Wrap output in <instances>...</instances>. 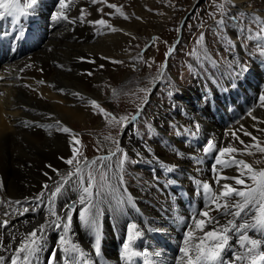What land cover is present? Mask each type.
<instances>
[{
	"label": "bare ground",
	"instance_id": "1",
	"mask_svg": "<svg viewBox=\"0 0 264 264\" xmlns=\"http://www.w3.org/2000/svg\"><path fill=\"white\" fill-rule=\"evenodd\" d=\"M92 1L71 3L66 0L69 5L64 9L67 19H57L55 17L61 11L59 0H38L35 8L31 9L37 22L31 48L18 56L16 49L0 53V225L5 219L9 221L7 227L0 226V255L5 258L0 264H11V256L19 246L22 234L26 236L45 222L49 215L51 192L55 191V186L64 183L62 176L74 171V165L64 162L72 157L73 146L81 161L85 158L98 160L113 152L117 144L137 160L135 167H128L134 178L123 171L119 163L113 164L115 155L93 165L102 164L106 177V186L98 177L94 181V190L100 189L101 198L105 201L100 209L102 235L99 255L96 254L94 236L82 227L78 214L73 217L68 235L70 242L77 244L82 253L69 254L71 259L68 261L81 260L85 264H98L101 259L118 261L113 230L118 233L123 246L129 223L139 225L142 232L134 242L135 249L154 254L158 247L157 234H170L169 225L177 216L187 215L177 194L180 186L186 187L196 197L198 209L204 207L200 191L194 189L195 185L201 187L198 181L208 182L213 193L225 183L239 189L251 187L252 181L244 175L247 170L242 166L216 165L214 168L219 148L231 146L237 149L235 153L221 157L226 162L243 160L255 171L264 169V152L256 148L264 140V102L260 100L264 88L259 90L257 85L262 83L264 75L259 69L260 72L249 70L250 66L244 75L235 73L234 78H224L214 86L207 85L208 81L198 88L191 86L186 93L177 92L169 102L155 105L150 119L154 131L146 139L139 137L131 121H124L122 125L126 123V126L121 125L117 137L111 139L112 130L108 129L110 125L102 117L104 114H100L99 104L93 105L91 101L106 99L100 78L106 72L114 75L108 69L113 59L122 61V58L131 57L127 48L137 30L135 24L145 22L146 13L139 11L142 20L123 19L116 13L106 30L100 34L97 30L95 34L92 30L98 20L95 18L102 9ZM247 1L233 0L235 6L231 9L243 8ZM261 1L264 5V0ZM110 2L113 1L109 0L108 4ZM142 2H139L140 8L144 6ZM19 3L27 6L31 0H19ZM82 5H90L93 14L90 18L81 17ZM111 9V12L115 10ZM128 10L130 12L129 7ZM79 64L83 66L81 72L76 69ZM241 66L242 62H239L238 68ZM260 69H263L262 65ZM246 77L249 81L244 79ZM241 81H244L243 86ZM108 93L110 95L111 92ZM109 95L106 103L113 104ZM65 126L71 130L70 133L58 130ZM73 130L87 132L78 133L76 141H80L81 135L91 134L97 149L81 152L73 140ZM208 140H212L216 147L205 153L203 149ZM82 167L87 178L88 170ZM220 177H239L245 179V184L236 185L235 179L223 178L217 184ZM45 184L49 186L48 190L44 189ZM41 192H44V197L38 200ZM232 199L235 202L240 198ZM78 200L79 189L74 181L69 182L55 198V209L62 213L68 202ZM9 201L20 203L10 204ZM38 204L40 207L36 211L24 212L25 208L36 209ZM251 214H255L254 211ZM213 215L219 213L213 212ZM228 218L231 217L220 216L222 222ZM191 226L195 230L194 223ZM63 235L61 229L48 228L43 249L31 262L46 260L52 250L60 247L59 240ZM196 235L202 233L197 232ZM248 235L257 238L259 234L248 230ZM238 238L239 234L233 233L229 241L228 248L233 250L231 261L236 254L245 251L239 246ZM56 256L66 263L63 251H57ZM18 264H22V258ZM244 264L249 262L245 260Z\"/></svg>",
	"mask_w": 264,
	"mask_h": 264
},
{
	"label": "rangeland",
	"instance_id": "2",
	"mask_svg": "<svg viewBox=\"0 0 264 264\" xmlns=\"http://www.w3.org/2000/svg\"><path fill=\"white\" fill-rule=\"evenodd\" d=\"M111 1L113 2L109 4V0L96 2L102 11L97 12L95 19H104L106 23L94 25L92 29L94 32L98 30L100 34L108 27L116 13H119L123 19L134 20H142L139 11L143 10L146 13V21L135 24L137 30L127 48L131 57L122 58V61L113 59L108 69L114 75L111 76L106 72L100 78L107 97L104 95L106 99L94 101L99 104L100 114H104L102 117L110 125L108 129L112 130V134L109 135L111 139L117 137L119 128L124 122L120 118H130L137 113L136 119L131 122L139 137L146 139L151 136L154 127L150 124V119L155 105L169 102L177 92L186 93L191 86L198 88L207 84V81V85L214 86L218 81L234 78V75L241 72V67L238 68L239 62L250 66L249 70L262 71L260 73L264 75V54H261L262 46H264V5L261 0H248L246 7L236 10L231 9L235 6L233 0L230 2L229 0ZM140 1H143L144 8L138 6ZM70 2L77 3V0H70ZM109 5H116L113 12H111L113 7ZM221 5L225 9L223 13ZM82 6L84 10L82 18H90L93 15L90 5ZM221 20L223 23L218 24ZM201 34H203V40L197 43ZM169 49L173 51L166 56ZM255 60L260 63H254ZM261 65L263 69H260ZM81 66L76 68L77 71L83 70ZM244 79L249 81L247 77ZM242 82L244 83L241 81L240 85L243 86ZM257 85L259 90L264 88V77L262 83ZM108 92H111L110 95ZM108 95L113 104L106 103ZM100 109L104 111L101 112ZM73 132L87 133L84 130H73ZM81 136L77 143L81 152L88 153L97 149L96 140L91 134ZM88 147L89 150H87ZM114 148L113 152L116 153L112 161L114 165H117L126 154L127 159L122 170L128 172L129 166V168L135 167L137 160L124 147L120 146V151H116L117 146ZM256 148H264V140L257 144ZM129 163L132 164L128 165ZM86 169L89 173V167ZM91 170L94 173V181L98 177L99 181L106 186V177L104 178L103 175L101 178L104 171L103 165L99 164L96 167L92 165ZM128 175L134 178L130 171Z\"/></svg>",
	"mask_w": 264,
	"mask_h": 264
},
{
	"label": "snow or ice",
	"instance_id": "3",
	"mask_svg": "<svg viewBox=\"0 0 264 264\" xmlns=\"http://www.w3.org/2000/svg\"><path fill=\"white\" fill-rule=\"evenodd\" d=\"M96 2H98V0H93V3ZM37 3L38 0H31V3L27 5V8L22 9L19 0H0V19L12 17L17 13L26 12L27 9H34ZM59 5L61 11L55 18L58 19L63 17L67 19L64 9L69 7L68 3H66V0H59ZM109 7L115 8L116 5H109ZM220 8L223 13L225 11L223 5H221ZM83 15L84 10L82 9L81 17H83ZM94 23L97 25H104L106 22L103 19H99ZM222 23V20L218 21V24ZM202 40L203 34H201L200 40H198L197 43H200ZM171 51H173V49H169V53H166V56L169 55ZM261 54H264V46H262ZM240 71L241 73L247 72V66L242 65ZM89 75H91V73H89ZM41 83L43 82L41 81ZM260 100L264 102V95H261ZM91 103L96 105V101L94 100L91 101ZM100 111L103 112L104 110L100 109ZM115 119L116 118L113 116V120ZM135 119L136 115H133L130 118H120L121 121H126V123L134 121ZM56 123L57 125L60 124L59 121ZM126 123L122 126H126ZM58 130L64 133L71 132L66 126L58 128ZM245 134L250 135V133ZM76 135V133H72L73 140L75 143H79V141L75 140ZM215 147L216 145L214 142L208 140L207 146L203 151L208 153ZM116 151H120L118 144ZM236 151L237 149L231 146L219 148L218 154L215 158L214 168L216 165H223L225 167L240 165L247 170L244 175L252 181V186L245 189H239L225 183L218 192L213 193L212 186L208 182H197L198 184H201L202 194L205 197L204 207L203 209H197L193 216L195 230L189 225L184 232L183 245L179 248V252L182 255L176 257L178 264H225V262L221 260V256L229 247V241L232 239L233 233L239 234V246L242 249H245V251L236 254L234 259L228 262V264H244L245 260H247L249 264H264V250H261L264 248V169L255 171L251 165L243 160L226 162L221 159V157H224L226 154L235 153ZM259 151L264 152V148H259ZM72 153V157L66 159L64 162L68 165H74V171H69L66 176H62V181L64 183L55 186V191L51 192V198L47 209L49 215L46 216L45 222L41 223L38 228H34L31 232L27 233L26 236L22 234L23 238L20 240L19 246L15 248V252L11 256V264H18V262L21 261V258L22 264H31L33 257L43 249L46 230L53 227L61 229L64 232V235L60 237V247L52 250V255L48 260V264H55L57 251H63L66 254V262L71 259L69 254L81 253L79 246L75 243H71L68 239L73 223V217L76 214H78V219L82 227L94 236L96 254L99 255L102 235V226L100 223V216L102 213L100 209L105 201L101 198L100 189L94 190V173L91 170V166L98 161L102 163L103 161L109 160L116 153L110 151L107 155L93 161H88L87 158L83 161L79 160V153L75 146L72 147ZM61 159L64 160L63 157H61ZM126 159L127 156L125 154L124 158L119 160L118 163L121 167ZM257 163H259V161H257ZM82 165L84 167H89L90 169L87 178H85L83 174ZM104 166L107 167V165ZM54 171L58 170L54 169ZM101 178H103V174H101ZM221 178L235 179L236 185L245 184V179L239 177H220L216 180L217 184ZM73 181L79 189V200L66 204L63 212L58 213L55 209L54 200L62 193L66 184ZM48 187L47 184L44 185L45 190H48ZM43 197L44 192H41L37 199L41 200ZM233 197H239L240 199L233 202ZM130 202L131 201H129V203ZM9 203L19 204L20 201H9ZM39 207L40 204L37 205L36 209L25 208L24 212L29 210L36 211ZM253 211L255 214H251ZM213 212L219 213V215H213ZM5 215H9V213H5ZM220 216L231 218L222 222ZM8 223L9 221L5 219L0 226L7 227ZM209 226H211L210 230H205L209 228ZM248 230H253L255 233H258V237L251 238L248 235ZM127 232L128 235L123 243L121 256L122 259L128 262V264H131L134 257L143 254L134 247V242L142 235V232L140 226L136 223H129L127 225ZM197 232L202 233V235H196ZM4 259L3 255H0V262H3ZM81 264H85V262L82 261ZM149 264H151V262H149Z\"/></svg>",
	"mask_w": 264,
	"mask_h": 264
}]
</instances>
